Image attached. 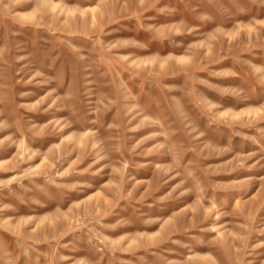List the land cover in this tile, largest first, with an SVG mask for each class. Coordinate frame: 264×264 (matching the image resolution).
Wrapping results in <instances>:
<instances>
[{"label":"rangeland","instance_id":"374dc122","mask_svg":"<svg viewBox=\"0 0 264 264\" xmlns=\"http://www.w3.org/2000/svg\"><path fill=\"white\" fill-rule=\"evenodd\" d=\"M0 264H264V0H0Z\"/></svg>","mask_w":264,"mask_h":264}]
</instances>
